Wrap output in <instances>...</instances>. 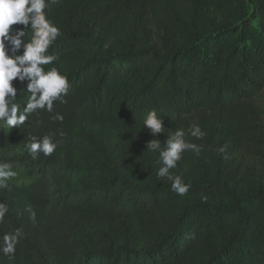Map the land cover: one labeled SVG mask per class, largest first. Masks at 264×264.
Listing matches in <instances>:
<instances>
[{
	"label": "trees",
	"instance_id": "1",
	"mask_svg": "<svg viewBox=\"0 0 264 264\" xmlns=\"http://www.w3.org/2000/svg\"><path fill=\"white\" fill-rule=\"evenodd\" d=\"M45 11L61 30L45 70L71 87L53 113L0 128V163L16 172L0 189V239L22 232L0 264H264V0H49ZM12 83L23 110L28 81ZM153 109L165 133L143 127ZM192 125L206 135H188L201 152L171 170L191 185L180 196L147 144ZM45 135L57 147L33 159L27 145Z\"/></svg>",
	"mask_w": 264,
	"mask_h": 264
},
{
	"label": "clouds",
	"instance_id": "2",
	"mask_svg": "<svg viewBox=\"0 0 264 264\" xmlns=\"http://www.w3.org/2000/svg\"><path fill=\"white\" fill-rule=\"evenodd\" d=\"M48 4L49 0H0V124L6 126L0 128H21L30 114L38 110L53 113L55 102L66 103L64 97L68 95L71 87L68 77L58 68L53 67L46 71L44 67L58 59L57 56L49 54L48 50L61 35L60 28L47 17L45 9ZM13 25L23 27L14 29ZM29 34L30 39L25 42V37ZM5 41L11 44L12 54H9ZM22 47L23 54L16 55ZM17 78L21 82L28 81L26 89L30 96L23 110L14 102L18 90L12 82ZM52 119L62 122L64 117L56 113ZM143 127L150 129L153 135L165 133L166 129L162 116H158L154 109L147 114ZM188 135L200 140L206 132L199 125H192L187 132L179 128L168 133L164 146L161 145L160 139H152L147 144L148 151L159 154L156 161L160 165L156 172L157 177L170 181L172 190L180 196L186 195L191 185L171 170L177 167L184 152L193 151L199 155L202 149L201 145L189 142L186 139ZM56 147L47 135L42 138L32 136L27 145L33 159L40 154L50 156ZM220 151L223 152L224 149L221 148ZM14 176L16 172L11 170L10 164L0 163V189L9 188L8 181ZM8 211L6 204L0 203V222H3ZM26 211L35 222L36 212L32 207L28 206ZM21 236L20 229L4 234L0 239V253L11 259L15 255Z\"/></svg>",
	"mask_w": 264,
	"mask_h": 264
},
{
	"label": "rangeland",
	"instance_id": "3",
	"mask_svg": "<svg viewBox=\"0 0 264 264\" xmlns=\"http://www.w3.org/2000/svg\"><path fill=\"white\" fill-rule=\"evenodd\" d=\"M257 102H258L259 104H261V106L264 107V93H263V95L258 99Z\"/></svg>",
	"mask_w": 264,
	"mask_h": 264
}]
</instances>
